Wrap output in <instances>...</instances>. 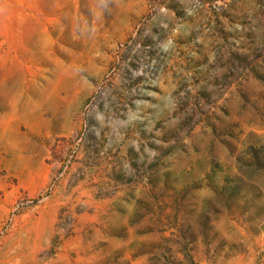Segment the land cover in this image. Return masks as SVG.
<instances>
[{
  "label": "rangeland",
  "instance_id": "obj_1",
  "mask_svg": "<svg viewBox=\"0 0 264 264\" xmlns=\"http://www.w3.org/2000/svg\"><path fill=\"white\" fill-rule=\"evenodd\" d=\"M0 264H264V0H0Z\"/></svg>",
  "mask_w": 264,
  "mask_h": 264
}]
</instances>
